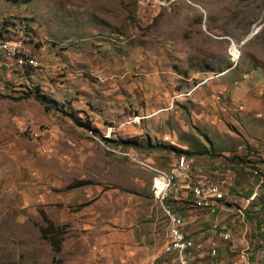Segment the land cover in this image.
Wrapping results in <instances>:
<instances>
[{
  "label": "rangeland",
  "instance_id": "obj_1",
  "mask_svg": "<svg viewBox=\"0 0 264 264\" xmlns=\"http://www.w3.org/2000/svg\"><path fill=\"white\" fill-rule=\"evenodd\" d=\"M151 1L0 0V17L25 15L27 48L41 46L39 70L0 69V264H181L164 249L156 170L183 165L180 155L228 153L250 174L263 162L264 0ZM153 66L168 96L153 91L161 101L148 102L163 106L152 112ZM77 180L87 183L67 187ZM171 204L194 234L200 211ZM41 214L65 232L56 253ZM192 250L188 264L195 240Z\"/></svg>",
  "mask_w": 264,
  "mask_h": 264
},
{
  "label": "crops",
  "instance_id": "obj_2",
  "mask_svg": "<svg viewBox=\"0 0 264 264\" xmlns=\"http://www.w3.org/2000/svg\"><path fill=\"white\" fill-rule=\"evenodd\" d=\"M31 47L34 52L28 48L40 59L38 51L41 49V46L39 47L38 42H36ZM14 63L19 64L18 66L21 65L16 61ZM34 68L32 67V70H39L41 67ZM147 70V76H145V91L148 96L145 104H147L146 108L152 110L155 107L163 106V104L167 105L168 91H164V85L158 86L160 80L157 79V81L155 76L158 72L157 68L153 66ZM2 74L3 72L0 73V75ZM171 81H175V77L171 78ZM153 91L163 94L161 96L162 101H165L162 105H150L151 101L152 103L161 101L156 98L152 100L151 94ZM148 99H151L150 102H148ZM109 127L107 126L106 129ZM243 153L238 152L237 155L240 156ZM260 156L263 162L256 163L252 166L253 168L250 169L252 175L249 173V169L243 165L244 162L242 160L236 162L232 159L231 161L228 153L220 155L222 157L221 159L217 157L212 158L207 155L191 157L193 159L192 170H186L183 165L174 168L168 173L172 176V180L169 187L165 190L157 188L158 184L165 182V178L156 170L160 175H155L153 184H151V192L154 198L156 197L155 190H157L159 193L157 202L161 204L160 207L162 210L165 212L167 209L171 213H174L178 218L180 228L186 233L187 239L189 240V237L192 239L185 253V264H188V260H192L194 257L191 256L194 250L190 251L194 245V240L195 264H212L211 262H207L209 259L207 257V251L213 241L216 243L214 264H234L235 262L236 264H264V199L254 200L256 190H258V193L264 194V183H261L264 180V152L260 153ZM197 177L219 181L224 186L223 189L226 192L220 207L216 211H207V214L200 212L201 215L195 218V233L189 235L186 232L187 230H185V226H182L181 214L173 211V208H168V203L174 198L175 192L181 191L184 181H192V178ZM257 186L260 188L256 189ZM249 213H252L251 215H258H255V218L247 219ZM244 214L246 215V219L244 218ZM222 225L226 228V241L217 236ZM204 243L205 248L201 250L199 247ZM201 257L204 258L205 263H200V260L197 259Z\"/></svg>",
  "mask_w": 264,
  "mask_h": 264
},
{
  "label": "built area",
  "instance_id": "obj_3",
  "mask_svg": "<svg viewBox=\"0 0 264 264\" xmlns=\"http://www.w3.org/2000/svg\"><path fill=\"white\" fill-rule=\"evenodd\" d=\"M144 3L145 7H156L157 3L152 2L150 0H141ZM0 28H3V35L0 37V69H5L7 71L6 65V57H11L15 51H17V47H25V44H12L6 41V33H18V32H28L30 30H25L24 26H20L17 24H12L10 19L4 18V24H0ZM33 56V55H32ZM34 57V56H33ZM28 125V130L37 135L36 130L33 127ZM111 130H108L110 132ZM180 161L184 165H193L192 158L181 156ZM224 186H214V180L208 179V182H200L195 178H192V181H184L183 187L180 192H175L174 198L171 200L173 204L179 203L182 204L184 202L188 203L190 208L194 210L200 211L206 214V211H215L216 207L221 203V201H212V193L213 192H222ZM171 202L168 203V208H173ZM182 226H185L184 217L181 215ZM187 232V231H186ZM178 233V230H174L172 234H170L173 238ZM217 236L226 241L225 239V226L222 225L221 230L217 234ZM192 239L189 237L187 242L182 244H189ZM216 255V243L213 241L207 251V257L209 258L207 262H211L214 264V257ZM236 264V262L234 263Z\"/></svg>",
  "mask_w": 264,
  "mask_h": 264
},
{
  "label": "bare ground",
  "instance_id": "obj_4",
  "mask_svg": "<svg viewBox=\"0 0 264 264\" xmlns=\"http://www.w3.org/2000/svg\"><path fill=\"white\" fill-rule=\"evenodd\" d=\"M155 1H157L160 4H163L159 0H155ZM24 16L21 14H9V15L4 14V16L0 17V24H4V18L10 19V22L12 24L24 26L25 30H30V32H31V28H29V25L27 24ZM28 34H29L28 32L6 33V41H8L12 44H22V43L25 44V47H17V51H15L11 57H6V65L8 66L7 69H10L15 61L20 63L21 65H29L31 67H38L40 65V61H39L38 57L33 52H31L26 46L27 39L24 37V35H28ZM2 35H3V28H0V37ZM29 126H30V124H29ZM112 129H113V127H111V126L108 129H106L105 132H103L101 134L103 137L102 139H104L105 141H106V139H110V137L113 134ZM108 130H111V131L108 132ZM107 148H108V150L109 149L112 150L109 146H107ZM183 166L186 170H192L193 165L187 166V165L183 164ZM158 171L164 176L165 182L158 184L157 188L160 190H165L169 187V184L172 180V176L166 172H163L160 170H158ZM195 179H197L200 182H208V179H210V178L197 177ZM210 180H212V179H210ZM214 186H222V185L219 181L214 180ZM225 192H226L225 190H223L222 192H213L212 193V201H222L223 197L225 195ZM220 205H221V203L216 207L215 211L220 207ZM166 212H167V215L169 217V224H168V242L166 243L164 249L167 253L174 254L175 257L178 259V261L181 264H185L186 263L185 262V253H186V250H187L189 244H182L181 245V243L188 241L186 233L184 232V230H182L180 228L177 216L174 213H171L167 209H166ZM211 212H214V211H211ZM206 214H207V211H206ZM173 229L178 230V233L174 236V238L170 235V234H172ZM225 239L227 240L226 228H225ZM191 242H192V240L190 241V243Z\"/></svg>",
  "mask_w": 264,
  "mask_h": 264
},
{
  "label": "trees",
  "instance_id": "obj_5",
  "mask_svg": "<svg viewBox=\"0 0 264 264\" xmlns=\"http://www.w3.org/2000/svg\"><path fill=\"white\" fill-rule=\"evenodd\" d=\"M8 1H17V0H8ZM25 36H27V35H24V37ZM27 66H28L29 69H32L31 66H29V65H27ZM30 89L31 88H28V91L25 92V94H28L29 96H32V98L34 100H36L38 103H40L44 107V109H48L50 107V101L51 100L49 98H47L44 94H39L37 91H32ZM84 124L87 125L86 123H84ZM119 141L121 143H123V144H126V145L130 141L134 142L133 139L126 140V141H121V140H119ZM165 147H169V146H165ZM169 148L171 150H176L177 152L186 153L187 156L193 154V153H188L186 151L175 149V148H172V147H169ZM197 153L207 154L208 152H206V150L201 149V150L197 151ZM86 183L87 182L84 181V180H77L75 182L69 183L67 185V187L82 186V185H84ZM41 215H42L43 220L45 221V226L43 228H41V230H40L41 237H43V239H45L48 242L51 250L56 253V252H58L60 250L61 241L63 239V235H64L65 232H64L63 228L60 225L54 224L44 214H41Z\"/></svg>",
  "mask_w": 264,
  "mask_h": 264
}]
</instances>
